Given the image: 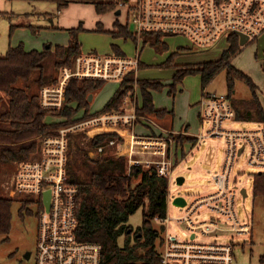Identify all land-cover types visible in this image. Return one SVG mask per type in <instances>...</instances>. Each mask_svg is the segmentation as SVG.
Listing matches in <instances>:
<instances>
[{"label": "built area", "instance_id": "obj_1", "mask_svg": "<svg viewBox=\"0 0 264 264\" xmlns=\"http://www.w3.org/2000/svg\"><path fill=\"white\" fill-rule=\"evenodd\" d=\"M119 7L128 10L127 27L139 38V43L145 34L153 33L161 35L163 41L185 37L201 50H208L220 41L230 42L232 36L240 39L245 35L246 44L264 36V0H122ZM139 53L135 59L117 54L82 53L72 67L61 69L57 83L39 91L41 106L52 111L64 109L66 89L73 79L122 82L131 72L137 74L141 66ZM137 106L138 99L133 100L128 93L119 111L62 126L56 135L38 140V150L29 160L15 164L10 198H30L39 207L35 264H103V246L80 241L77 237L79 188L68 174L70 135L90 130L115 133L117 137L108 145L99 146L97 153L103 154L107 147L119 144L117 154H127L129 173L134 166L155 167L160 176L171 178L178 148L170 139L173 132H152L158 123L149 116L140 115ZM200 106L201 121L209 119L211 128L205 134L202 127L196 136L198 145L205 137L224 138L227 145L225 167L216 176L214 193L181 207L185 214L176 221L187 227L182 237L169 233V224L174 219L163 220L165 229L159 241L161 264H233L234 244L205 239L223 231L220 228L223 219L232 224V233H251V227L242 225L238 219L237 187L232 186L230 177L235 162L246 151L249 165L264 169V125L249 131L224 128L225 122L236 120L235 110L226 95L206 93ZM138 125L149 133L136 134ZM48 192L49 209L46 205ZM240 193L243 196L242 191ZM204 208L217 217L200 220Z\"/></svg>", "mask_w": 264, "mask_h": 264}, {"label": "trees", "instance_id": "obj_2", "mask_svg": "<svg viewBox=\"0 0 264 264\" xmlns=\"http://www.w3.org/2000/svg\"><path fill=\"white\" fill-rule=\"evenodd\" d=\"M23 1L56 2L60 11L68 7V1L65 0ZM120 3L121 1L99 3L96 5V11L100 15L107 14L117 10ZM114 29L110 33L115 39H132L139 44V38L133 36L127 25L116 21ZM82 31L81 26L67 30L70 34L67 46L57 45L54 49L51 46L43 51H28L21 43L16 47L10 46L5 55H0V93L8 98V103L0 114V165L10 167L14 171L16 163L27 161L36 153L39 139L56 135L62 126L119 111L135 81L140 88V101L137 106L140 115L155 120L167 116L174 117L173 111L157 109L155 106L153 94L163 91L165 85L151 79H136L135 72H131L121 82L120 88L98 112L91 110L92 101L89 99L106 84L101 80H71L66 89V106L57 111L44 109L40 104L39 95L32 94L30 85L18 86L20 81H31L41 90L57 83L61 69L72 67L83 53L80 41ZM97 31L104 32L101 24ZM161 38V35L147 33L142 37V43L152 45L158 53H165L169 51V46ZM230 39L229 48L222 53L220 59L201 65H186L183 69L175 70L170 94L175 97L179 85L186 77L192 75L201 76L202 88L205 90L219 73L226 70L229 89L227 97L235 110L236 120L264 124V106L259 98L258 86L248 74L233 65L234 59L242 52L240 39L238 36H232ZM113 50L115 54L125 56L117 45H113ZM191 50L179 48L177 52L170 54L160 67L177 68V57ZM51 56H54V67L58 76L45 74L46 63ZM36 71L41 72L40 77L32 80ZM238 80L245 82L250 88L252 95L249 100L232 99ZM116 137L112 132L96 131L86 141H77V137L70 135L68 174L71 182L79 188L77 237L80 241L96 242L103 246V264H161L159 241L165 228L161 226V229H155L153 221H163L168 217L169 178L160 176L155 167L134 166L129 173L127 154H117L120 151L119 144L107 147L103 154L94 155L97 147L108 145ZM176 140L177 146L197 142L192 136L177 137ZM183 153L181 152L180 156L185 155ZM135 180H139L136 185ZM254 197L264 198V173L254 175ZM14 201L13 198L0 196L1 236L11 232ZM20 202L22 209H25L32 200L25 198ZM139 210L143 211V224L134 230L128 222ZM121 238H124L122 246L119 243ZM261 262L264 264V255Z\"/></svg>", "mask_w": 264, "mask_h": 264}, {"label": "rangeland", "instance_id": "obj_3", "mask_svg": "<svg viewBox=\"0 0 264 264\" xmlns=\"http://www.w3.org/2000/svg\"><path fill=\"white\" fill-rule=\"evenodd\" d=\"M65 1H68V7L60 11L56 2L0 0V55H5L10 46L16 47L21 43L29 51H43L49 45L52 47L68 45L70 36L67 30L81 26L83 31L80 34V41L84 55L114 56L113 45H117L127 58L135 59L139 53L138 50L142 49L139 53L141 59V66L137 73L139 79H151L165 85L163 91L155 92V105L159 109L173 111L175 114V128L183 127L182 131H177V133L173 131L170 139L177 143V137L188 136V134H185L187 130L189 133L197 136L200 134L202 127L204 133H208V130L211 128V121L209 119L204 123L201 121L202 108L200 102L206 93L229 96L227 71L224 70L219 73L205 90L202 88L200 75L186 77L178 87L176 98L170 94L171 84L175 70L183 69L186 65H201L205 62L220 59L222 53L229 48L230 44L228 41H220L208 50H201L198 46L190 43L185 37L172 38L168 41L170 45L169 51L158 53L150 44H137L132 39H115L110 33L115 30L114 24L116 21H119L124 26L127 25L129 21L128 10L126 8H119L122 11L120 15L117 14V10L100 15L96 11V5L122 0ZM100 24L104 32L97 31ZM180 47H191L192 50L189 53H182L177 57L175 61V64L178 65L176 66L177 68H161L160 64L169 57V54ZM233 65L254 80L258 86L260 98L264 102V36L255 42L242 46V52L234 59ZM54 66V56H51L46 63L45 74L58 76ZM142 66L143 68H141ZM40 74V71H36L33 74L32 80L39 78ZM137 74L135 73L136 78ZM29 85L31 86L32 94L39 95L40 89L31 81H20L18 83L20 87H28ZM132 85L133 88L129 94L133 96V100L136 98L139 102L140 88L138 82L135 81ZM120 86V81L106 82L95 93L91 103V110L93 112L102 110ZM251 95V90L245 82L241 80L236 81L235 90L232 94L234 101L249 100ZM7 103L8 98L3 93H0V114ZM166 119L164 120H172V116ZM156 122L158 124L163 123L162 119H156ZM223 126L226 129L235 131H249L258 129L261 127V124L232 120L225 122ZM145 130L148 131L146 128L144 129L138 125L135 128V133L145 135L147 134ZM153 130L157 133L158 131H162L159 125L158 127H154ZM95 133L96 130L81 131L72 136L73 138L77 137V141H86V139H89ZM186 145L178 146L183 149ZM190 145L191 143L186 146V149ZM180 148L176 151L178 152ZM186 149L183 153L185 154L183 157L186 156V158L182 162L177 163L179 165L174 169L171 178H169V206L167 213L168 217L174 219L169 224V233L178 234L181 237L187 227L181 225L176 220L185 214V209L176 206L174 200L177 197H184L188 203H191L199 196L211 192L213 189V176L222 170L226 144L223 138L205 137L198 148L193 149V151L189 150V152ZM97 154L99 153L94 150V155ZM178 156L180 157V153ZM141 158L147 159L151 158V156H141ZM80 165L82 166L81 162ZM14 171L10 167L0 165V196L10 198ZM258 173H264V169L249 165L248 151L235 162L232 178H236L234 182L238 188L236 213L242 225H249L251 227V233H232L230 230L232 224H225L227 220L223 219L220 224V228L223 231L205 239L207 241H217L220 244H234L235 257L233 264H263L261 257L264 255V198L258 197L255 199L254 197V175ZM80 174H82L81 171ZM180 177L185 180L183 185H178L177 179ZM137 183H139V180L134 181V185ZM243 189L247 192L245 199L240 193ZM22 199V196L15 197L12 207L13 219L10 234L5 236L0 235V264H35L39 230V207L37 203H31L25 209H22V203L20 202ZM211 217L216 218L217 214L209 212L207 209L201 210L200 220H204L205 218L210 219ZM128 224L134 230L141 227L143 224V211L139 210L131 216ZM164 225L163 221H153V227L157 230L161 229V226ZM119 243L122 246L124 238H121ZM27 253H31L32 255L30 259L26 258Z\"/></svg>", "mask_w": 264, "mask_h": 264}, {"label": "crops", "instance_id": "obj_4", "mask_svg": "<svg viewBox=\"0 0 264 264\" xmlns=\"http://www.w3.org/2000/svg\"><path fill=\"white\" fill-rule=\"evenodd\" d=\"M120 8V7H119ZM117 9V13H119L120 12V14L122 13V11L120 10V9ZM73 29V28H72ZM68 33V32H67ZM69 34V33H68ZM69 36H70V34H69ZM170 39H168V40H166L165 42L168 44V41H169ZM138 44V43H137ZM63 46H67V45H63ZM141 46V45H140ZM168 46H169V49H170V45L168 44ZM55 47H53V49H54ZM181 48V47H180ZM121 50V49H120ZM179 50V48L178 49H176V50H173V52H171L170 54H172V53H175V52H177ZM29 51V50H28ZM186 53H189V52H186ZM169 54V55H170ZM167 60V59H166ZM165 60V61H166ZM164 61V62H165ZM163 62V63H164ZM162 64V63H161ZM160 64V65H161ZM241 70V69H240ZM137 79H139V77H138V74H137ZM179 89V88H178ZM155 94V93H154ZM154 94H153V96H154ZM259 94V93H258ZM176 98V97H175ZM174 98V99H175ZM259 98H260V95H259ZM93 99H94V97H93ZM260 100H261V102H262V99L260 98ZM262 104H263V106H264V102H262ZM156 106V105H155ZM92 108V107H91ZM157 108V107H156ZM157 109H159V108H157ZM167 117H169V116H167ZM167 117H165V118H163L162 119V122L163 123H161V124H158L159 125V128L162 130V131H158V133H164V132H169V131H174L175 133H177V131H182L183 129V127L182 128H175V126H174V120H175V114H174V117L172 118V120L170 119L169 121H166L167 119ZM164 119H166V120H164ZM164 120V121H163ZM245 123V122H244ZM166 126H165V125ZM262 125V124H261ZM264 125V124H263ZM141 127V126H140ZM142 128H144L145 129V127H142ZM260 128V127H259ZM148 130V129H147ZM230 130V129H229ZM151 132V131H150ZM152 132H154V133H156L157 134V132L155 131V130H153ZM145 133H149V130L148 131H146L145 130ZM187 134H188V136H192V137H195L196 138V136H194L193 134H191V133H189L188 132V130H187ZM220 138H222V137H220ZM224 139V138H223ZM225 140V139H224ZM201 144V143H200ZM200 144L198 145V141L196 142V144H191L190 145V147L189 148H187L186 149V146L187 145H189V144H187L185 147H183V149L182 148H180V147H178V148H180V150L177 152L176 151V153H175V155H176V166L174 167V169L179 165V164H177L178 162H182V160H184L185 158H186V156L185 157H183V156H178L179 155V153H183V150H185L186 149V151H188L189 152V150H191V151H193V149H195V148H198L199 146H200ZM225 144H226V140H225ZM178 148H176V150L178 149ZM226 149H227V145H226ZM226 149H225V156H224V162H223V166H222V170H221V172H219L218 174H216V175H214L213 176V189L211 190V192L210 193H208V194H206V195H203V196H199L198 198H200V197H205V196H207V195H209V194H211V193H214L216 190H217V186H216V182H215V179H216V176H218V175H220L222 172H223V170H224V167H225V161H226ZM190 151V152H191ZM187 155V154H186ZM235 165V164H234ZM251 166V165H250ZM234 168V167H233ZM174 171V170H173ZM233 177V170H232V173H231V177H230V180H231V184H232V186H235V180H236V178L235 179H233L232 178ZM242 191V190H241ZM237 193H238V188H237ZM198 198H196L195 200H197ZM244 198V197H243ZM245 199V198H244ZM194 200V201H195ZM193 201V202H194ZM192 202V203H193ZM192 203H190V204H192ZM205 209V208H204ZM207 209V208H206ZM208 210V209H207ZM209 211V210H208ZM209 212H212V211H209Z\"/></svg>", "mask_w": 264, "mask_h": 264}, {"label": "water", "instance_id": "obj_5", "mask_svg": "<svg viewBox=\"0 0 264 264\" xmlns=\"http://www.w3.org/2000/svg\"><path fill=\"white\" fill-rule=\"evenodd\" d=\"M118 15H120V12L117 13ZM248 38L245 36V35H241L240 36V44L242 46H244L247 42ZM51 45L47 46L46 48L47 49H50ZM93 100V95H91L89 101H92ZM177 182H178V185H183L185 180L180 177L177 179ZM242 194H243V197L246 198L247 197V192L245 189L242 190ZM174 204L178 207H185L187 205V201L184 197H177L175 200H174ZM46 205H47V208L49 209L50 208V194L48 192L47 194V200H46ZM26 258L27 259H30L31 258V253H27L26 254Z\"/></svg>", "mask_w": 264, "mask_h": 264}, {"label": "bare ground", "instance_id": "obj_6", "mask_svg": "<svg viewBox=\"0 0 264 264\" xmlns=\"http://www.w3.org/2000/svg\"><path fill=\"white\" fill-rule=\"evenodd\" d=\"M98 148V147H97ZM145 168V167H144ZM192 203V202H191ZM237 204V203H236ZM206 209V208H205ZM205 217H207V216H205ZM210 217V216H209ZM212 218V217H211ZM165 220V219H164ZM225 222V221H224ZM227 223H230V222H227ZM226 222H225V224H227ZM230 225V224H229ZM225 228V227H224ZM223 228V229H224ZM160 249V248H159Z\"/></svg>", "mask_w": 264, "mask_h": 264}, {"label": "flooded vegetation", "instance_id": "obj_7", "mask_svg": "<svg viewBox=\"0 0 264 264\" xmlns=\"http://www.w3.org/2000/svg\"><path fill=\"white\" fill-rule=\"evenodd\" d=\"M31 257H32V255H31Z\"/></svg>", "mask_w": 264, "mask_h": 264}]
</instances>
